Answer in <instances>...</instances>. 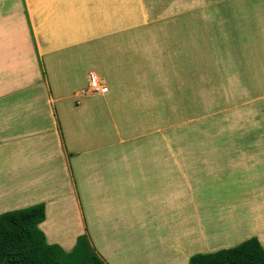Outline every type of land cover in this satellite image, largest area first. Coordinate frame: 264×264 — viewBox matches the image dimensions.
Masks as SVG:
<instances>
[{"label":"crops","instance_id":"crops-1","mask_svg":"<svg viewBox=\"0 0 264 264\" xmlns=\"http://www.w3.org/2000/svg\"><path fill=\"white\" fill-rule=\"evenodd\" d=\"M93 1H115V8H106L111 26L105 22L104 12L92 14L96 10L91 8ZM206 1L230 3L233 7L230 13L244 18V28H248L246 37L243 32L236 35L228 27L219 32L221 39L230 41V49L242 51L241 55L249 58L247 62L237 61L235 70L227 73L226 90L230 94L231 90L234 93L246 89L249 94V84L256 90L252 95L257 94L252 100L262 101L258 107L264 111V0ZM130 3L131 0H24L25 7L21 4L16 17L18 27L6 29L5 39L0 41V178L5 187L22 183V205L15 207L44 205L45 218L38 227L48 244H56L68 252L78 236L87 234L92 247L106 264H126L125 261H134L138 252L145 250L155 251L157 256L161 250L170 254L166 256V263L183 261L188 264L194 254L233 247L249 236V223L257 215L254 211L260 210V202L253 199L259 193L257 181L252 187L250 158L240 155L233 161L220 154L218 148L230 147V140L198 139L195 146L208 147V150L201 151L194 177L193 166L190 163L187 166L186 160L180 161L176 179L153 167L142 169L139 164L148 158L122 154L121 150L117 153V149L98 161L91 153L100 149L92 152L83 128L86 124L89 126L93 113L119 111L116 93L115 96L92 93L89 94L91 99L75 101L82 96L80 92L84 87H76L77 83L68 78V73L58 76L51 71V77L47 73L44 75V67L37 63L48 58L47 69L52 70L54 62L63 70L72 61L60 54L61 48L143 21L140 7L130 8ZM22 8L23 14L32 19L31 31L22 25ZM131 11H136L138 20L125 14H132ZM248 19L250 22H246ZM210 32L201 31L205 34V42L213 40ZM201 34L195 35L193 41L179 34V49L186 52L191 45L190 52L194 54L190 57L195 60V66L203 65L195 53L202 46ZM212 46L213 43L211 49H205L218 51V47ZM215 60L217 58L214 62L211 58V63L205 66H216ZM246 67H252L246 78L233 75ZM90 73L88 69L84 75L87 82ZM208 78L212 79L208 76L202 84H212V94L210 98L206 94L202 97L206 101L204 108L210 112L208 115H213L212 109L217 106L214 99L222 89L219 90L218 81L212 79L210 82ZM104 143V146L122 144L121 139ZM255 171L256 178L259 172ZM235 172H247V178H236ZM171 196L183 201L178 204L180 209H169ZM147 201L152 204L161 201L163 206L155 209L146 206ZM253 205L254 211H250ZM12 206V210L16 209ZM186 206L193 208L189 225L191 227L194 222V232L181 220V214L179 219L175 218ZM145 219L152 224L151 228H157L156 232L144 229ZM239 225H244L248 236L233 237V230ZM220 243L223 247H217Z\"/></svg>","mask_w":264,"mask_h":264},{"label":"rangeland","instance_id":"rangeland-1","mask_svg":"<svg viewBox=\"0 0 264 264\" xmlns=\"http://www.w3.org/2000/svg\"><path fill=\"white\" fill-rule=\"evenodd\" d=\"M194 1L131 0L130 8L132 6L140 7L144 15L143 21L130 26H122L98 36L88 37L69 47L61 48L60 54L67 56L73 62L63 70L59 69L60 65H56L54 62H52V70L47 69L48 58H43L41 60L43 63L40 60L37 63L38 66L44 67L42 69L44 75L47 73L50 76L52 72L58 76L68 73V78L77 83L76 87L79 86L80 89L84 87L83 92H80L82 96L74 99L75 101L83 102L87 100L86 97L92 98L87 88V80L84 78L88 69L90 72H95L105 82L103 84L108 86L111 96H115L116 93L119 111L113 109L110 114L108 111H102L100 114L93 113L89 126L86 124L83 128L85 141L91 142L92 152L100 149L91 153L94 157H98V161L104 158L105 154L117 149V153L121 150L122 154L148 158V161L142 159V163L139 164L142 169L153 167L156 171L167 173L172 179H176L178 166L186 160L187 166L189 163L193 166L191 169L194 177L201 151L203 150L202 153H204L208 150V147H196L195 140H230V147L225 145L218 148L221 150L219 153L233 161H237L240 155L250 158L248 166L252 171V187L257 181V191L260 194H256L253 198L254 201L260 202L258 205L260 210L254 211L253 205L250 211H254L257 217L264 216V199L261 200L264 198V189L261 191V187H264V175L262 174V170H264V111L258 107L262 101L260 103L259 99L252 100L257 94L252 95L256 90L251 89L249 84H247L249 94L246 89L234 91L238 95L237 97L232 90L228 94L225 85L227 84V73L235 70L237 61L247 62L249 58L242 56V51L235 48L230 49V41L221 39L219 33L228 27L236 35H238L237 32L240 34L243 32L245 36L248 28H244V18L236 16L234 12L230 13L233 9L230 3H211L206 0H197L195 3ZM26 3L28 4V2ZM21 4L25 7L24 0H0V41L5 39L3 32L6 29L18 27L16 17L17 11L21 10ZM91 5V8H96V10L93 9L92 14L104 12L105 22L110 24L111 19L108 17L107 9L115 8V1L112 3L93 1ZM23 9L22 25L31 31L32 19L30 20L23 14ZM131 13L125 12L132 16L133 20H138L136 11H131ZM122 21L124 22V19ZM246 22H250V20L248 19ZM229 23H231L230 26ZM203 30L208 33L212 31L210 32L213 33L211 42L209 39L205 42V34H201ZM179 34L192 39V41L195 35H202L200 43L202 46L197 49L198 52H195L202 59V61L199 60V63L203 64L202 66L194 65L195 60L190 57L191 54H194V52H190L193 50L191 45L187 49L188 51L181 52ZM190 40L188 41L190 42ZM212 43V48L216 46L218 51L211 50L210 52L205 49L206 47L210 48ZM239 47L241 48V46ZM211 58L213 62L217 58L215 61L218 64L213 67L205 66L206 63H211ZM245 69L243 72L233 75L244 79L248 76V72H251L252 67ZM208 76L218 81L219 90L220 87L222 89L214 99L217 106L212 109L215 113L213 115H208L210 112L204 108L203 102L206 103V101L202 97L206 94L210 98L212 94L210 92L212 84H202ZM212 79L208 78V81L212 82ZM251 84L254 85V83ZM197 97L199 101H196ZM259 109L260 111H258ZM120 139L122 144L103 145L105 141L114 143V140L119 142ZM100 141L102 144H98ZM255 169L259 172L256 178ZM234 174L236 178L239 176L247 178V172H235ZM2 196L5 197L4 194ZM180 202L183 201L171 196L169 209H180L181 205H178ZM145 204L153 206L155 209H160L163 206L161 201H156L154 204L147 201ZM14 208L16 209L12 210L11 208L7 211L23 209ZM184 210L178 213L175 218L179 219L181 214V220L189 225L191 219L189 217L193 215V208L186 206ZM161 218L164 219V216ZM144 222L146 231L149 230L150 233L157 231V228H151L152 224L148 220L145 219ZM191 223L192 226L189 225V229L194 232V222ZM244 228V225L236 226L233 230V237L248 236L249 233L246 234ZM253 235L255 234L250 233L249 236L254 237ZM248 237L246 239L250 238ZM217 247H223L222 243ZM148 248L150 247L148 246ZM150 249L152 251V248ZM161 252L157 256L155 251H139L134 261H125V263L182 264V261L166 263L168 261L166 256L170 254L163 250Z\"/></svg>","mask_w":264,"mask_h":264},{"label":"trees","instance_id":"trees-1","mask_svg":"<svg viewBox=\"0 0 264 264\" xmlns=\"http://www.w3.org/2000/svg\"><path fill=\"white\" fill-rule=\"evenodd\" d=\"M44 218L41 203L0 214V264H106L87 234L78 236L68 252L48 244L38 227ZM188 264H264V248L250 237L233 247L194 254Z\"/></svg>","mask_w":264,"mask_h":264},{"label":"bare ground","instance_id":"bare-ground-1","mask_svg":"<svg viewBox=\"0 0 264 264\" xmlns=\"http://www.w3.org/2000/svg\"><path fill=\"white\" fill-rule=\"evenodd\" d=\"M149 26V25H148ZM90 74H92L93 76H98L97 74H95L94 72H91ZM89 75V74H88ZM99 77V76H98ZM107 87V86H106ZM108 88V87H107ZM108 93H109V89H108ZM92 94V93H91ZM134 139V138H133ZM15 148V147H14ZM17 148V147H16ZM12 150V148H11ZM11 152V151H10ZM9 153V152H8ZM12 153V152H11ZM10 153V154H11ZM56 154V153H55ZM3 158V157H2ZM7 159V158H6ZM5 160V159H4ZM4 165V164H3ZM6 165V164H5ZM252 167L254 166L251 165ZM16 167V166H15ZM6 168V167H5ZM21 170V169H20ZM2 171V170H0ZM16 171V169H15ZM261 173V172H260ZM18 174V173H17ZM262 174L264 175V170H262ZM1 175V174H0ZM13 174H11L12 176ZM15 175V174H14ZM10 176V177H11ZM11 179L15 180L16 178L11 177ZM2 178H0V211L4 210V209H8L9 206L17 205L20 206L22 205V180H21V184H19L18 186H14L11 185V187L15 188L12 189L10 187V185H6L8 187H5L2 185ZM19 182V181H17ZM264 189V187H261V191ZM259 191V192H261ZM4 192V193H1ZM8 193V195H6ZM2 194H4L5 197L2 196ZM13 207V206H12ZM11 207V208H12ZM98 208V207H97ZM98 211V209H97ZM252 223H249L250 226V233L251 234H255L253 236H256L259 239L260 244L262 245V247L264 248V216L263 215H259V217H254V219L252 218V221H250ZM245 234V233H244ZM250 235V234H249ZM183 264V261H182Z\"/></svg>","mask_w":264,"mask_h":264},{"label":"built area","instance_id":"built-area-1","mask_svg":"<svg viewBox=\"0 0 264 264\" xmlns=\"http://www.w3.org/2000/svg\"><path fill=\"white\" fill-rule=\"evenodd\" d=\"M88 91L90 93L106 94L108 93V88L103 84V81L98 76H93L89 74L88 77Z\"/></svg>","mask_w":264,"mask_h":264},{"label":"clouds","instance_id":"clouds-1","mask_svg":"<svg viewBox=\"0 0 264 264\" xmlns=\"http://www.w3.org/2000/svg\"><path fill=\"white\" fill-rule=\"evenodd\" d=\"M87 87H88V82H87ZM94 94H98V93H94ZM107 94V93H106ZM101 95H105V94H101ZM218 251V250H217ZM216 252V251H215Z\"/></svg>","mask_w":264,"mask_h":264}]
</instances>
